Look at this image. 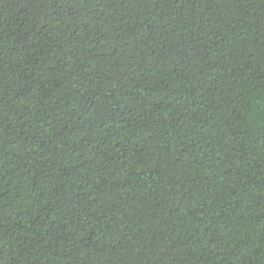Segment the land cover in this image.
<instances>
[{"label":"trees","instance_id":"16d2710c","mask_svg":"<svg viewBox=\"0 0 264 264\" xmlns=\"http://www.w3.org/2000/svg\"><path fill=\"white\" fill-rule=\"evenodd\" d=\"M2 264H264V0H0Z\"/></svg>","mask_w":264,"mask_h":264},{"label":"snow or ice","instance_id":"6c2138e0","mask_svg":"<svg viewBox=\"0 0 264 264\" xmlns=\"http://www.w3.org/2000/svg\"><path fill=\"white\" fill-rule=\"evenodd\" d=\"M0 264H2V262H0Z\"/></svg>","mask_w":264,"mask_h":264}]
</instances>
